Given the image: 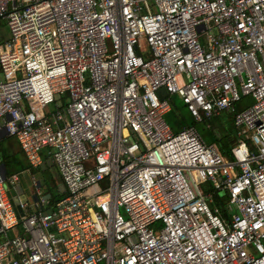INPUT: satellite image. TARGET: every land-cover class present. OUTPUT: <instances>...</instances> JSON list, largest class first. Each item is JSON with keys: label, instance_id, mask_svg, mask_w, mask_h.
Instances as JSON below:
<instances>
[{"label": "built area", "instance_id": "built-area-1", "mask_svg": "<svg viewBox=\"0 0 264 264\" xmlns=\"http://www.w3.org/2000/svg\"><path fill=\"white\" fill-rule=\"evenodd\" d=\"M0 19V131L61 182L50 203L32 175L28 210L0 156V264H264V0H0ZM173 94L232 114L230 156L169 127Z\"/></svg>", "mask_w": 264, "mask_h": 264}, {"label": "rangeland", "instance_id": "rangeland-1", "mask_svg": "<svg viewBox=\"0 0 264 264\" xmlns=\"http://www.w3.org/2000/svg\"><path fill=\"white\" fill-rule=\"evenodd\" d=\"M0 28H3V23L0 22ZM63 98H66V92L61 94ZM174 104L172 106V109L169 110V112L164 116V119L166 123L173 129V130H178L179 122L187 123V124H192L200 138L206 143V144H213L216 145L218 148H222V146H228V142L226 138H223V140L219 139L218 133L220 132V129L225 130L226 132H232L234 130V125H233V117L232 114L229 111L223 110L220 112L218 115V121L219 125H213L212 120H210L211 126H209L207 121H195L193 118H191L188 114V112L184 108V104L180 100V97L178 95L173 96ZM253 103V99L251 96H245L236 103V111H240L242 109H245L246 107L250 106ZM50 108H53V104L50 105ZM14 138V137H13ZM15 139V138H14ZM15 141H17L15 139ZM18 143V142H17ZM20 147V146H19ZM21 150V148H20ZM47 150L48 148H42L40 150V155L42 161L47 160L48 155H47ZM22 154L23 151L21 150ZM24 155V154H23ZM20 162L15 159V156L12 157V159L8 160L7 166L11 167L13 169H8L9 173L6 172L8 175L14 174L18 172L20 166ZM34 177L37 181L40 182L41 184V189L42 190H53V193L55 195H58L60 193L61 189V182L60 178L57 173V169L52 166L48 165L45 170H43L41 173L34 174ZM24 179L21 181V188L23 189L25 196L31 198V194L35 193L36 191V186L33 183L31 179V175L29 173H25ZM203 188V186H201ZM205 187V186H204ZM59 197V196H58ZM57 197V198H58ZM223 199V197H222ZM224 201L226 199L224 198ZM226 206L229 210L227 201H226ZM17 233L21 234L22 233V228L21 226H16L15 227Z\"/></svg>", "mask_w": 264, "mask_h": 264}, {"label": "crops", "instance_id": "crops-1", "mask_svg": "<svg viewBox=\"0 0 264 264\" xmlns=\"http://www.w3.org/2000/svg\"><path fill=\"white\" fill-rule=\"evenodd\" d=\"M0 22L3 23V28H0V44H1L2 42H4L8 38V28H7L6 23H5V21L3 19H0ZM0 78H1V75H0ZM175 95L176 94H173V95H171L169 97V100H170V109L169 110L172 109V106L174 104L173 96H175ZM160 96L161 97H165L166 93L164 91H161L160 92ZM184 108L188 112L189 116L191 118H193L191 116V114L189 113V111L187 110L185 104H184ZM169 110L164 114V116L169 112ZM218 115L213 116V117H211V118H209L207 120H204V121H207L209 126H211L210 120H212L213 125H215V126L219 125L220 123L218 121ZM188 126H192L193 127V125L191 123L187 124V123H183V122L180 121L179 122V126H178L179 127L178 130H180V129L184 128V127H188ZM219 129H220V132L218 133L219 139L223 140V138H226L227 142H228V146H224L223 145L222 147H223L224 150L225 149H229V154H230L231 147L237 142V137H236V134H235V127H234V130L231 133L230 132L228 133V132H226L225 130H223L221 128H219ZM178 130H173V131H178ZM218 149L223 154V150H221L220 148H218ZM0 156H1V166L3 164L4 167H5V171L8 172V173H9L8 169H13V168L7 166V163H8L9 159H12V157L15 156V159L20 162V164H21L20 166L21 167L19 168L18 172H16V174H18V176H19V181H18L17 186L14 187V189L11 190L12 194H13L12 196L14 198H16L17 200H25V201H27L29 203L28 210H31L33 208V206H34V203H35V200H36V195H35V193H32L31 194V198L26 197L23 189L21 188V181L24 179L23 177H24L26 172L31 175V179H32V175L37 174L38 172L41 173L43 170H45L47 168L48 165L54 166L52 161H51V159L48 157L47 160L42 161V163L39 165V167L31 168L29 166V163L26 160L25 156L22 154V152L20 150V147H19V144L17 143V141H15V139L12 136L7 135L4 131H0ZM39 190H40V192L42 194L46 195L47 197L50 196L47 190H42L41 189L40 182H39ZM59 195H60V193H59ZM8 234L9 235H14V234H17V231H16V229H12V230L9 231ZM2 239H3V235L0 234V241Z\"/></svg>", "mask_w": 264, "mask_h": 264}, {"label": "trees", "instance_id": "trees-1", "mask_svg": "<svg viewBox=\"0 0 264 264\" xmlns=\"http://www.w3.org/2000/svg\"><path fill=\"white\" fill-rule=\"evenodd\" d=\"M221 150H223V154L225 156H229L230 155L229 154V149H225L224 150L223 147H222ZM203 187H204L205 190H208V191L211 190V187L208 184L203 185ZM47 191H48V193L50 195L49 196L50 203L59 196V194L58 195H55L53 193V190H47ZM222 197H223V199H222ZM224 198L227 201L226 193H223V192L218 191V192L213 193V195H212V202H211V206L212 207H218V209H219V211H220V213H221L222 216H225L226 213L228 212V208H227V206L225 204L226 201H224Z\"/></svg>", "mask_w": 264, "mask_h": 264}, {"label": "water", "instance_id": "water-1", "mask_svg": "<svg viewBox=\"0 0 264 264\" xmlns=\"http://www.w3.org/2000/svg\"><path fill=\"white\" fill-rule=\"evenodd\" d=\"M2 169H3V172L6 173V171H5V167H4L3 164H2ZM7 186L9 187L8 184H7ZM11 195H13V194H12V191H11ZM48 196H49V195H48ZM17 201H18V200H17L16 198L13 199V202H14L15 204L17 203ZM17 211L20 212V209H19L18 207H17Z\"/></svg>", "mask_w": 264, "mask_h": 264}]
</instances>
